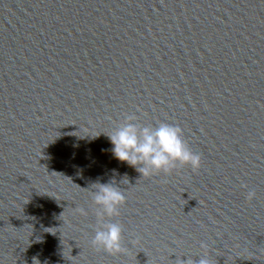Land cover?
Segmentation results:
<instances>
[{
    "label": "water",
    "instance_id": "water-1",
    "mask_svg": "<svg viewBox=\"0 0 264 264\" xmlns=\"http://www.w3.org/2000/svg\"><path fill=\"white\" fill-rule=\"evenodd\" d=\"M129 115L181 127L200 169L144 178L117 159ZM108 183L126 197L105 217L118 255L91 246ZM261 249L264 0H0V264H264Z\"/></svg>",
    "mask_w": 264,
    "mask_h": 264
},
{
    "label": "clouds",
    "instance_id": "clouds-1",
    "mask_svg": "<svg viewBox=\"0 0 264 264\" xmlns=\"http://www.w3.org/2000/svg\"><path fill=\"white\" fill-rule=\"evenodd\" d=\"M135 115H129L108 134L113 145V155L122 162L135 167L144 178L164 173L171 174L178 166H190L193 172L201 167V156L194 153L183 139L181 127L168 123H159L158 127L139 126ZM256 196L254 190L247 193L251 201ZM97 205V227L91 240V246L97 251L109 255L126 253L123 246V228L119 222H105V217L113 218L120 215L119 209L125 204L124 193L114 183L99 184L93 194ZM86 216L87 211L80 207L76 209ZM207 249L206 244L201 245ZM264 252V249H261ZM178 264H212L207 252L198 261L180 260Z\"/></svg>",
    "mask_w": 264,
    "mask_h": 264
}]
</instances>
